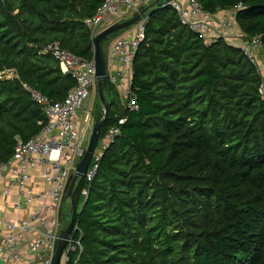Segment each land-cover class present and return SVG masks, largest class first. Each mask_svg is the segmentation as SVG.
Segmentation results:
<instances>
[{"label": "trees", "instance_id": "trees-1", "mask_svg": "<svg viewBox=\"0 0 264 264\" xmlns=\"http://www.w3.org/2000/svg\"><path fill=\"white\" fill-rule=\"evenodd\" d=\"M104 1L0 0V74L15 75L0 78V165L18 140L27 142L47 124L23 84L54 103L75 86L43 47L58 42L93 60L84 21ZM196 1L213 16L236 10L233 29L245 41L258 37L264 49V0ZM161 3L146 13V39L133 62L139 109L125 110L104 81L109 119L99 140L119 118L126 122L102 152L92 182L75 184L82 249L68 264H264L261 78L239 47L206 43ZM64 204L63 228L71 218L69 203L65 221Z\"/></svg>", "mask_w": 264, "mask_h": 264}, {"label": "built area", "instance_id": "built-area-1", "mask_svg": "<svg viewBox=\"0 0 264 264\" xmlns=\"http://www.w3.org/2000/svg\"><path fill=\"white\" fill-rule=\"evenodd\" d=\"M185 2L186 4L181 0H165L160 8H170L175 11L180 23L199 34L208 44L220 39L225 41L230 39L236 10L225 16L220 23H216L214 16L205 12L198 1L185 0ZM238 8H241V5ZM119 9H124L125 13L130 15L139 12L135 0H105L97 13L84 21L92 41L102 31L101 26L108 22L110 17L116 21ZM148 19L145 14L131 30L115 39L107 60L109 83L116 88L124 100L125 110L130 112L139 109L136 94L132 89L133 62L139 47L146 39ZM239 48L261 78L259 93L264 97V67L262 68L257 62L258 53L262 50L261 40L252 37ZM43 53L49 54L58 62L63 74H70L74 78L75 86L69 90L62 102L54 103L41 92L23 84V88L30 93L32 101L42 109L47 124L39 134L27 142L18 140L13 157L0 165V197L9 198L16 192L17 211L21 206L35 204L40 206V210L25 219L16 218L6 223L8 232L0 242V264H51L57 249L59 233L47 227L44 214L58 213L60 216L68 193L69 179L85 154L86 148L83 144L88 143L93 130L92 106L85 108V104L92 99L96 91L94 59L88 60L76 56L63 49L58 42L44 46ZM114 65L118 67L116 73L113 71ZM14 76L13 71L0 74V78ZM81 110H84V114L80 119ZM125 122V117L119 118L117 125L111 127L104 138L98 141L85 176L88 183L92 182L98 170L102 152L120 134V125ZM31 171L39 172V178L47 185L45 191H36L31 186ZM7 173L10 175V183L5 186L1 183ZM87 194V190L82 191L84 198ZM79 233V227L75 223L60 264H68L69 255L81 251V238H75Z\"/></svg>", "mask_w": 264, "mask_h": 264}, {"label": "water", "instance_id": "water-1", "mask_svg": "<svg viewBox=\"0 0 264 264\" xmlns=\"http://www.w3.org/2000/svg\"><path fill=\"white\" fill-rule=\"evenodd\" d=\"M155 3L145 8L143 11L133 15L129 19L117 22L106 29L102 30L92 41L94 47V63H95V70H96V84H97V95L101 105L103 106V113L97 116L94 120L93 130L88 141V145L85 151L84 156L82 159L77 163L76 169L73 173L71 183L68 188L67 197L70 200L71 204V218L69 223L59 234V240L57 244L56 252L52 258L51 264H60V260L63 254V251L66 247L67 240L72 233L73 227L75 225V216H76V206L74 201V187L78 179L84 178L86 176L87 170L91 163V160L94 156V153L97 149L100 132L102 126L108 121L109 119V102L105 96L104 91V81L108 78L107 72V61L102 49L103 41L108 38L110 35L119 32L121 30H126L132 26H134L141 18L148 13V11L155 7Z\"/></svg>", "mask_w": 264, "mask_h": 264}, {"label": "crops", "instance_id": "crops-1", "mask_svg": "<svg viewBox=\"0 0 264 264\" xmlns=\"http://www.w3.org/2000/svg\"><path fill=\"white\" fill-rule=\"evenodd\" d=\"M138 3L139 6V10L144 7V8H148L149 6H151L152 4H156L159 0H135ZM162 2L165 0H161ZM184 4H186L185 0H181ZM139 13V12H138ZM231 13V11L227 10V11H220L218 12L216 15H214V19L216 23H220L222 21V19L229 15ZM133 15L130 14H126L124 9H119V14L117 15L116 21L114 20L113 17H110V20L108 22H105L103 26H101V29L104 30L107 27L110 26V24L112 25L113 23L116 22H121V21H125L127 19H129L130 17H132ZM131 30V28H128L125 30V32L122 35H124L126 33V31ZM230 39H228V43L236 46V47H240L242 46L246 41L245 39L242 38V33L239 31V29H234L233 31L230 32ZM119 38V37H117ZM116 38V39H117ZM112 44H108L107 45V49H108V54L106 55L105 52V56H106V61L109 59L110 56V52H111V48H112ZM103 50H104V45H103ZM258 57L259 60L264 63V52L261 50L260 53H258ZM114 72L116 73L118 70L117 65H114ZM120 100H121V105L124 104V100L122 99V97L119 95ZM31 175H32V182H31V186L36 190V191H45L47 189V185L46 183L39 178V172L38 171H31ZM10 183V175L9 173H7L5 175V179L2 181V185H7ZM16 201H17V194L16 192H14L9 198H1L0 197V242L3 239V237L6 236L8 230H7V226L6 223L12 221L13 219L16 218H27L29 217L31 214L33 213H37L40 210V206L38 204L35 205H29V206H21V208L17 211L16 210ZM44 219L46 221L47 227L51 230V231H56L57 233L60 234V232L63 229V220L60 219V216L58 215V213H47L44 214ZM65 228V227H64ZM23 251H25V249H22Z\"/></svg>", "mask_w": 264, "mask_h": 264}, {"label": "rangeland", "instance_id": "rangeland-1", "mask_svg": "<svg viewBox=\"0 0 264 264\" xmlns=\"http://www.w3.org/2000/svg\"><path fill=\"white\" fill-rule=\"evenodd\" d=\"M133 27V26H132ZM132 27H130V28H132ZM234 28H235V26H234ZM234 30V29H233ZM232 30V31H233ZM125 32V30H121V31H119V32H116V33H114V34H112V35H110L109 36V38H108V40L106 41V43L104 44V52H105V54L107 55L108 53V49H107V45L108 44H111L112 42H114L115 41V39L117 38V37H120L121 36V34H123ZM262 51L264 52V49H262ZM258 64L263 68L264 67V63H262L259 59H258ZM106 96H107V98L109 99V95H108V93H106ZM90 106H92V108H91V119H92V122L94 123V120H95V118L97 117V116H99V115H101L102 113H103V106L101 105V103H100V101H99V98H98V95H97V86H96V91L94 92V95H92V99L89 101V102H87L86 104H85V108H87V107H90ZM83 114H84V110H81L80 112H79V118L81 119L82 117H83ZM87 143H84L83 144V147L84 148H87ZM97 152H99V149L97 150ZM70 201L68 200L65 204H64V211H65V215H66V219H65V221H67V214H68V210H69V206H70Z\"/></svg>", "mask_w": 264, "mask_h": 264}]
</instances>
